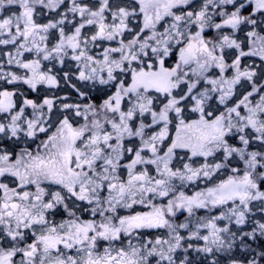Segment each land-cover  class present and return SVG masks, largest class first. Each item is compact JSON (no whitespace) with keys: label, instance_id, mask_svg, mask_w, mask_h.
Returning a JSON list of instances; mask_svg holds the SVG:
<instances>
[{"label":"snow or ice","instance_id":"obj_1","mask_svg":"<svg viewBox=\"0 0 264 264\" xmlns=\"http://www.w3.org/2000/svg\"><path fill=\"white\" fill-rule=\"evenodd\" d=\"M0 264H264V0H0Z\"/></svg>","mask_w":264,"mask_h":264}]
</instances>
